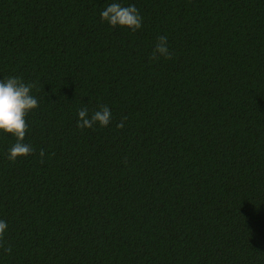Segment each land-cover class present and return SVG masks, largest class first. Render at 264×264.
Instances as JSON below:
<instances>
[{"label": "trees", "instance_id": "trees-1", "mask_svg": "<svg viewBox=\"0 0 264 264\" xmlns=\"http://www.w3.org/2000/svg\"><path fill=\"white\" fill-rule=\"evenodd\" d=\"M113 2L142 27L102 22ZM9 76L39 106L33 154L0 133L4 240H264V0H0ZM6 242L0 264H264V241Z\"/></svg>", "mask_w": 264, "mask_h": 264}, {"label": "clouds", "instance_id": "clouds-1", "mask_svg": "<svg viewBox=\"0 0 264 264\" xmlns=\"http://www.w3.org/2000/svg\"><path fill=\"white\" fill-rule=\"evenodd\" d=\"M102 22H107L113 28L127 27L133 32L142 27V17L135 5L122 6L113 2L100 12ZM167 36L157 37L154 45L151 60H158L160 57L171 59L172 53L169 51ZM35 83H25L22 78L9 76L0 80V133L9 134L15 138V142L8 149L7 158L15 161L18 157L33 154L32 145L24 143V138L28 131L26 117L29 112L39 106L38 99L31 94ZM116 124L117 129L124 127V120ZM112 120L111 110L106 105H101L97 110L89 114L87 107H82L77 112L76 127L78 129H92L95 125L107 127ZM41 163L45 152L41 149L38 153ZM7 222L0 220V249L5 254L11 253L12 246L4 240V233L7 229Z\"/></svg>", "mask_w": 264, "mask_h": 264}]
</instances>
